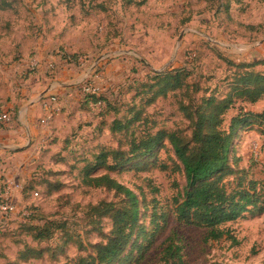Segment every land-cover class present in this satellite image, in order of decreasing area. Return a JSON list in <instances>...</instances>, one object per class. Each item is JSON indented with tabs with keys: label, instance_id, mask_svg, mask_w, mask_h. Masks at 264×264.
I'll list each match as a JSON object with an SVG mask.
<instances>
[{
	"label": "rangeland",
	"instance_id": "374dc122",
	"mask_svg": "<svg viewBox=\"0 0 264 264\" xmlns=\"http://www.w3.org/2000/svg\"><path fill=\"white\" fill-rule=\"evenodd\" d=\"M6 1H12V7L0 10V112L8 111L12 120L0 123V132L17 127L15 111L23 103L13 107L11 102L20 96V89L27 90L28 100L33 99V87L44 76L48 80L44 87L53 80L74 84L76 92L83 94L82 88L91 85L101 102H89L90 111L72 115L66 124L60 122L62 128L53 130L54 141L60 143L52 150H44L45 145L39 148L35 159H14L13 153L0 149V196L10 187L11 203L18 211L0 230V264H73L87 256L90 245L103 242L102 235L111 229L108 217L91 224L89 208L120 200L112 191L84 184L86 163L103 149L128 150L131 141L159 130L181 131L186 137L191 133L190 123L179 111L177 92L147 104L146 97L141 103L142 96H135L139 87L153 72L185 70L190 74L187 82L200 90L192 98L198 100L211 92L223 98L233 73L224 60L264 61V0ZM43 47L52 61L37 55ZM255 69L264 73V62ZM60 93L53 91V97L58 99ZM48 99L40 101L41 107ZM80 101L82 107L83 96ZM239 107L264 114V98L253 105L233 106L223 117L222 130L229 131ZM60 110L55 107L53 117H60ZM114 122L128 127L113 132ZM155 159L156 166H151ZM174 159L164 142L152 158L134 160L109 173L147 204L141 222L148 232L154 203L166 213L138 264H161L163 243L175 235L183 247L184 264H264V212L227 224L232 240L218 242L206 241L204 229L175 221L173 199L185 182L172 170ZM229 159L237 161L234 168L244 170L247 179L264 181V125L237 129ZM161 164L168 170H160ZM103 174V170L94 173ZM17 184L21 186L18 191L14 190ZM21 210L28 217L21 216ZM41 230L48 231L49 237L35 239ZM26 251L40 254L22 259ZM133 256H139L137 250Z\"/></svg>",
	"mask_w": 264,
	"mask_h": 264
},
{
	"label": "trees",
	"instance_id": "16d2710c",
	"mask_svg": "<svg viewBox=\"0 0 264 264\" xmlns=\"http://www.w3.org/2000/svg\"><path fill=\"white\" fill-rule=\"evenodd\" d=\"M11 7L12 1H0L1 11L10 10ZM224 62L233 73L229 77L228 91L223 98L217 97L216 92L198 100L192 98L191 95L200 90L195 84L187 82L190 74L185 70L153 72L148 82L139 87L140 91L135 96H142L140 102L146 97L147 104L177 92L181 96L178 101L179 111L190 123L191 133L186 137L181 131L159 130L140 140L131 141L128 150L103 149L93 161L86 163L82 170L84 184L112 191L120 200L116 203H99L89 208L91 224L95 225L99 222L97 220L108 217L111 229L107 236L102 235L103 242L90 245L87 256L77 258L73 264H138L143 258L153 237L161 229L162 224L158 220L164 223L166 213L160 211L154 203L150 215L151 229L148 232L141 222L147 204L144 200L139 201L134 193L111 178L109 173L122 170L134 160L152 158L156 149L164 146V142L171 147L176 158L173 161V172L181 174L185 182L173 199L172 215L177 223L204 229L206 241L218 242L223 238L231 239L230 231L225 228L227 224L246 214L264 212V181L247 179L244 170L234 168L237 161L229 159L234 132L255 123L264 125V114L248 113L239 107L238 115L231 119L229 131L221 129L224 115L233 106L242 103L253 105L264 98V73L255 69L264 61ZM82 96L84 104L80 109L83 111H90L87 107L89 102H101L96 93H83ZM136 119L139 120L138 116ZM127 127L128 125L121 126L114 122L111 131L118 132ZM53 144H57V140L53 139ZM156 161L155 159L151 166H156ZM160 167L162 171L168 170L165 164ZM99 170H103L105 174L94 175ZM230 177L231 181L227 180ZM50 189L53 191V185ZM54 190H58V187ZM9 223L0 225V230H4ZM28 228L34 227L30 225ZM48 237V231L44 233L42 230L34 235L35 239ZM140 238L143 240L141 243L138 242ZM234 243L236 244L235 240ZM182 248L176 235L168 237L159 253L160 263L184 264ZM134 250H137L138 257H132ZM29 254L35 256L40 252L26 251L21 258L27 259ZM132 259L133 263H129Z\"/></svg>",
	"mask_w": 264,
	"mask_h": 264
},
{
	"label": "crops",
	"instance_id": "0c3cea01",
	"mask_svg": "<svg viewBox=\"0 0 264 264\" xmlns=\"http://www.w3.org/2000/svg\"><path fill=\"white\" fill-rule=\"evenodd\" d=\"M46 49L47 47H43L40 48V51H37V55L45 62L51 60L45 54ZM47 82L48 80L44 76L38 84L34 85L33 94L31 93L33 99L28 100L27 90L20 89V96L18 98L15 96L11 102L13 107H16L20 102L23 104L19 105L15 111L14 118L17 127L8 131L5 130L3 133L0 132V149L5 153H13L14 159H35L36 151L44 145V150H52L53 139L57 138L53 135V130L61 129L62 126L58 127L60 122L66 124L70 119L74 118L72 115L83 111L78 105L79 102L81 103L82 94L79 90L76 92L77 89L74 84L63 85L49 80V85L44 87ZM53 83L56 84L55 87L57 88L53 86ZM53 91L62 92L57 99L59 102L58 106L61 108L60 113L62 114L60 117V114L55 117L52 114L45 124H41L40 121L45 118V112L42 110L40 101L45 97L55 96ZM58 143L60 142L57 139ZM45 153H48V151Z\"/></svg>",
	"mask_w": 264,
	"mask_h": 264
},
{
	"label": "built area",
	"instance_id": "2783aa9c",
	"mask_svg": "<svg viewBox=\"0 0 264 264\" xmlns=\"http://www.w3.org/2000/svg\"><path fill=\"white\" fill-rule=\"evenodd\" d=\"M96 90L91 85L84 86L82 88V93H96ZM49 99L47 102L43 103L42 110L45 112V118L41 119L40 123L45 124L47 120L53 114V110L55 107L58 106V101L55 97L51 96L48 97ZM12 120V115L8 111L0 112V123L1 124H8ZM21 188L20 185H16L14 190H19ZM10 187H8L4 193L0 196V225L3 226L7 222H9V217L13 214H16L18 211L16 206L11 203V195H10ZM35 196L38 194L35 193ZM21 216L28 217V213L26 211L21 210Z\"/></svg>",
	"mask_w": 264,
	"mask_h": 264
}]
</instances>
